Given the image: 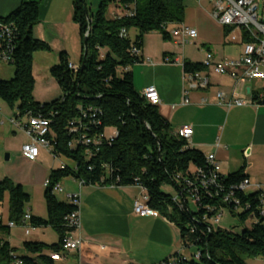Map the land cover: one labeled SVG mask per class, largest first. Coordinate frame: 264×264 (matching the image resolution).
Returning <instances> with one entry per match:
<instances>
[{"label": "trees", "instance_id": "16d2710c", "mask_svg": "<svg viewBox=\"0 0 264 264\" xmlns=\"http://www.w3.org/2000/svg\"><path fill=\"white\" fill-rule=\"evenodd\" d=\"M112 1L133 15L107 17ZM184 11V0H99L96 13L89 14L84 0H73V19L82 38L80 62L86 40L84 66L80 68L79 62L77 69L69 68L67 53L61 51L49 68L61 94L44 103L35 101L32 95L33 55L50 50L45 41L32 34L33 26L40 20L39 3L22 2L0 17V27L8 29L4 32L0 28V49L8 52V63L13 66L12 78L0 80V100L16 107L14 116L18 119L46 118L51 154L72 162L71 166L60 163L49 171V183L43 190L45 217L32 215L26 209L30 195L21 184L8 178L0 180V203L6 192L9 196V222L3 224L0 219V264H56L49 255L62 252L63 239L73 231L65 218L78 210L69 200L58 201L52 190L66 177L83 184L140 185L146 203L179 229L182 247L195 249L189 256L178 252L154 264H247V258H264V215L260 213L259 192L234 190V197L244 206L241 209L230 203L232 198L225 200L229 188L247 179L244 167L222 176L220 188L213 191L210 187L211 196L202 194L198 205L190 203L185 192L184 200L174 199L182 191L181 177L193 178L191 167L204 168L205 154L174 134L170 123L158 112V105L149 103L133 85L129 67L143 62L144 35L157 31L164 40L169 39L171 35L163 27L180 25ZM261 21L264 22V15ZM242 35L246 42L250 41L245 30ZM182 70L195 73L207 69L203 62L184 61ZM252 97L257 101V94ZM106 128H112L111 134L106 135ZM164 183L176 189L174 196L161 190ZM190 204L196 209H190ZM212 205L236 214L242 224L249 220L251 226L235 232L212 225L213 213L206 209ZM11 222L13 226L9 225ZM14 226H22L24 231L51 227L58 239L51 244L23 241L25 254L19 256L6 238Z\"/></svg>", "mask_w": 264, "mask_h": 264}, {"label": "crops", "instance_id": "0c3cea01", "mask_svg": "<svg viewBox=\"0 0 264 264\" xmlns=\"http://www.w3.org/2000/svg\"><path fill=\"white\" fill-rule=\"evenodd\" d=\"M27 1H37L39 8L42 3V9L49 11L54 0H0V17H5L20 3ZM202 2L203 0H196L198 7L201 6L196 8L200 17L204 16L205 4L202 5ZM205 3H209L208 0ZM47 15L46 11L42 13L39 22L32 28V34L52 44V49L57 50L58 45V50L65 51L66 47L62 43H52L50 36L45 33L48 28L54 30ZM185 16L184 13L181 24L197 27L198 29H195L200 43L192 40L193 43H188L193 45L187 49L184 48L187 43L181 45L179 37L170 36L169 39L164 40L161 36L164 42H160L163 47L159 48V57L156 52H153L156 56L149 52L144 42L142 47L143 61H149L154 57L155 63L147 64L148 69L155 70L161 67V63H167L165 58L178 60L171 65L177 73V85L173 89H168L155 80H147L141 84V89L149 85L155 86L161 100L157 106L158 112L167 119L174 132L184 125L191 126L192 135L189 144L204 151V154L214 153L222 173H232L244 167L243 172L247 175L250 184H260L264 188V79H246L240 83L228 74L218 75L207 69L202 73L209 77L208 87L189 89L187 94L189 104H181L184 95L182 63L203 62L208 50L213 52L215 61L240 57L246 42L242 30L237 32L236 29L239 28L225 27L218 23L221 26V44L228 45L227 49H236V53L223 49L219 54L208 47L211 41L201 32L198 25L187 23ZM39 26L43 27L44 31L38 29ZM69 57L70 63L79 64L71 60L72 56ZM47 69L48 67L45 68ZM261 71L264 73V66L261 67ZM138 83L140 84L139 81ZM217 91L223 92L226 99L234 94L248 102L242 106L217 104L215 98ZM253 94H257V102L251 101ZM202 98L207 99L206 103L201 102ZM179 112L186 117L181 120L176 119ZM28 141L26 136L23 144ZM45 151L47 150L40 149L34 160ZM53 167L49 163L47 170L43 169L42 179L47 177L50 168ZM59 183H63L61 184L63 192L60 193L63 196L66 192L79 195L80 227L72 233V236L79 237L82 245L78 250L55 262L56 264L69 257L72 264H154L164 258L172 257L175 253H184L179 229L173 222L159 214L139 216L133 212L135 200H142L144 194L140 185L80 184L79 181L69 177L62 178ZM64 199L66 200L65 196ZM28 210L35 216L46 215V211L44 214L35 212L33 208ZM24 234L27 236L30 231L28 234L24 231ZM262 261L264 264L263 257Z\"/></svg>", "mask_w": 264, "mask_h": 264}, {"label": "rangeland", "instance_id": "374dc122", "mask_svg": "<svg viewBox=\"0 0 264 264\" xmlns=\"http://www.w3.org/2000/svg\"><path fill=\"white\" fill-rule=\"evenodd\" d=\"M88 6L89 14H95L99 0H84ZM207 0H203L202 5L205 4L204 16H199L196 8L198 7L196 0H184L185 6V18L187 23H195L198 25L199 29L206 38L211 41V44H208V47L215 51V53H221L223 49L225 51H231V53H236V49L230 48L227 49L226 44H221V26L218 22L213 19L211 16V5L205 3ZM258 10L257 16L259 20L262 15H264V0H257ZM117 1H112L108 4L106 16L114 17L124 11L116 5ZM207 4V5H206ZM40 16L45 11L48 13L47 17L50 20V26L54 29H47L45 33L50 36L53 43H62L66 47L67 57H73L71 60L73 62L79 63L81 54H82V38L79 33V29L73 19V0H54L52 6L48 9H42V3L40 4ZM200 21V23H198ZM173 27V26H171ZM189 27V26H188ZM37 28V27H36ZM44 28L39 26L38 29ZM192 28V27H190ZM198 29L197 27H195ZM239 32L240 29H236ZM135 35V30L130 31V36L133 38ZM58 38L56 39V37ZM161 34L157 31L149 32L144 35L143 42L146 49L156 56L153 52L157 53L159 57V48L162 49L163 45L160 42H164L161 38ZM55 38V39H53ZM197 43H200V38L194 39ZM47 43V42H46ZM189 43H193L192 40ZM185 44L184 48L189 49L193 44ZM50 46L49 51H36L33 55L32 62V75L34 78V86L32 95L35 101L40 103L49 102L53 99H56L60 96L61 91L56 83V81L50 76L49 67L55 64L58 60V55L60 51L55 48L52 49V44L47 43ZM194 47V46H193ZM192 47V48H193ZM180 48V47H178ZM205 49H203L204 52ZM202 52V51H201ZM200 52V53H201ZM72 53L74 55H72ZM202 54V53H201ZM213 54V52H212ZM235 55V54H234ZM214 56V54H213ZM69 57V58H70ZM204 58V53L203 56ZM198 56V58L203 59ZM206 57V56H205ZM229 59V58H226ZM69 60V59H68ZM155 63L154 57H151L149 61H143L141 63H135L129 67L133 74V83L134 88L139 93L143 90L141 89V84L147 80H155L159 85H162L168 89H173L177 85L176 70L172 68L173 62L161 63V67H158L155 70L148 69L147 64L151 65ZM48 67L47 70L45 68ZM13 76V66L12 64L6 61H0V80H9ZM140 82V84L138 83ZM0 108L4 117L14 116L16 107L12 108L4 101L0 100ZM185 115L183 113H177L176 119L181 120ZM20 120L24 121V117H21ZM175 128V126L173 127ZM112 128H106V135L111 134ZM26 140L25 133L21 129H15L6 123L0 127V180L8 178L15 184H21L23 189L30 195V202L26 205V209L33 208L35 212H40L45 214V204L43 200V190L44 182L47 177L42 179L43 169L47 170L48 164L52 167H58L60 163L72 165V162L66 158L56 159L53 155L47 150L38 157L37 160H30L24 157L21 146ZM193 147V146H192ZM204 152V151H203ZM51 169V168H50ZM49 174V172H48ZM48 176V175H47ZM63 185V183H61ZM161 190L174 196L176 189L169 183H164L161 185ZM55 196L58 201H65L64 196L59 192H55ZM8 206H9V196L6 192L2 202L0 203V219L3 224H7L8 221ZM190 209H196L195 206L190 204ZM217 227L221 229L233 230L239 232L243 227L249 228L251 222L247 220L243 224L241 223L238 216L231 215L228 210L223 211ZM30 234H24V228L22 226H14L10 229V234L7 240L10 241V245L16 248V254L21 256L25 254L23 249V241H42L47 244H51L57 240V235L51 227H36L29 228ZM195 251V249H185L184 255L189 256V253ZM69 257L67 260L59 262V264H72ZM247 264H263L262 257H252L246 259Z\"/></svg>", "mask_w": 264, "mask_h": 264}, {"label": "built area", "instance_id": "2783aa9c", "mask_svg": "<svg viewBox=\"0 0 264 264\" xmlns=\"http://www.w3.org/2000/svg\"><path fill=\"white\" fill-rule=\"evenodd\" d=\"M208 2L211 4V16L213 19L225 27H235L245 30L250 36V41L244 43L242 54L238 58H229L221 61H215L212 52L207 51L203 65L206 67V69H211L215 74H228L236 82L240 83L246 79H264V73L261 71V67L264 66V22L261 21V19L259 20L257 16V0H208ZM121 14L132 16L133 12L130 11ZM171 26L173 25H166L163 28L167 30L171 36L179 37L181 45H184L185 43H188L197 37V31L195 28H190L183 24L173 27ZM0 28H3L4 32L8 31L6 27ZM124 32L125 31L122 30L121 33ZM85 35H87V32ZM0 61H9V54L4 49H0ZM165 62H178V60L165 58ZM68 67L71 69H77V65L72 63H69ZM183 81L184 95L181 101L182 105L189 104V99L187 96L189 89L206 88L209 85L208 75L203 74L202 72L183 73ZM140 94L153 105H158L161 102L158 91L153 85L145 87L140 92ZM215 98L217 104L225 106H242L248 102L243 100L241 97L235 96L234 94L229 99H226L224 93L221 91L216 92ZM206 101V98H202L201 100L202 103H206ZM251 101L257 102L253 98ZM5 123H8L14 129H21L28 137L29 141L23 144L21 147V151L26 158L34 160L38 156L40 149L48 150L51 153L52 147L46 138V136L50 133L49 122L46 118L31 116L27 121H22L15 116L6 118L3 116L0 108V125ZM174 134L188 142L192 135V128L189 125H184L179 130L174 132ZM86 141L88 142L89 139ZM205 159L206 164L204 168L197 166L191 167V172L194 175L193 178L184 176L181 177L180 175L176 176L177 180H179V177H181L179 181L182 182L183 187L182 191L178 192L174 199L184 200L183 192H185L189 202L193 205H198L202 194L208 193L207 195L211 196V188L213 191H217V189L220 188V180L225 174L221 172L219 162L216 160L214 153L211 152L205 154ZM48 183L49 180L46 179L44 186L48 185ZM79 183L83 184L80 181ZM236 189L244 192H259L261 199L260 213L264 215V188L260 184H250L247 178L242 180L234 188H229V192L226 194L225 200L229 201V198H232L230 203L235 205V209H241L244 208V206H240L239 201L234 197L233 191ZM52 190L59 193L63 192L59 182L53 185ZM64 196L66 200L71 201L75 206H77L78 210L72 212L68 217L65 218L68 222V225L73 228V231L66 234V237L63 239L61 253H50L49 256L51 260L55 262L62 260V258L67 256L70 252L78 250L82 245V240L79 237L72 236V233L78 230L80 227L79 195L76 193L66 192ZM146 202L147 197L144 193L142 200H135L133 204V212L139 216L158 215V212L151 208ZM206 209L207 212L213 213L211 221L212 225L215 226L218 224L223 211H225V208H219L212 205L206 206ZM24 217L25 219H28L29 215L26 214ZM9 225L13 226L14 224L11 222ZM25 232L28 234L29 228H25Z\"/></svg>", "mask_w": 264, "mask_h": 264}, {"label": "water", "instance_id": "95a60500", "mask_svg": "<svg viewBox=\"0 0 264 264\" xmlns=\"http://www.w3.org/2000/svg\"><path fill=\"white\" fill-rule=\"evenodd\" d=\"M85 44H86V40L84 39V52H83V57H82V60L80 62V68H83L84 66V61H85V56H86V47H85ZM248 93H249V88H248Z\"/></svg>", "mask_w": 264, "mask_h": 264}]
</instances>
